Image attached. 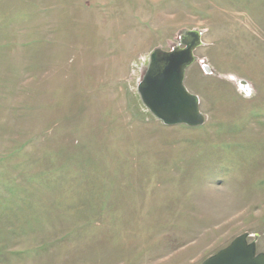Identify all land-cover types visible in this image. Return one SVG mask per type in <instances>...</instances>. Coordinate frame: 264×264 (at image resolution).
I'll return each instance as SVG.
<instances>
[{"label": "rangeland", "instance_id": "rangeland-1", "mask_svg": "<svg viewBox=\"0 0 264 264\" xmlns=\"http://www.w3.org/2000/svg\"><path fill=\"white\" fill-rule=\"evenodd\" d=\"M187 30L205 122L137 84ZM264 252V0H0V264H199Z\"/></svg>", "mask_w": 264, "mask_h": 264}, {"label": "water", "instance_id": "water-1", "mask_svg": "<svg viewBox=\"0 0 264 264\" xmlns=\"http://www.w3.org/2000/svg\"><path fill=\"white\" fill-rule=\"evenodd\" d=\"M177 46L153 49L147 67L137 84V92L147 110L167 126L190 127L205 122L199 97L184 85L187 67L193 63L194 50L202 44L198 30H187ZM249 233L235 236L226 246L207 256L199 264H264V252L257 251L256 238Z\"/></svg>", "mask_w": 264, "mask_h": 264}, {"label": "flooded vegetation", "instance_id": "flooded-vegetation-1", "mask_svg": "<svg viewBox=\"0 0 264 264\" xmlns=\"http://www.w3.org/2000/svg\"><path fill=\"white\" fill-rule=\"evenodd\" d=\"M183 34H184V33H183ZM181 40H182V37H180V39H179V43L176 44L175 46L179 45ZM194 51H195V50H194Z\"/></svg>", "mask_w": 264, "mask_h": 264}]
</instances>
